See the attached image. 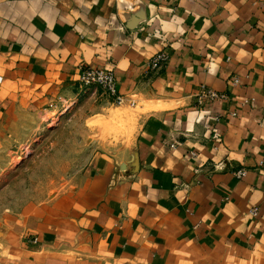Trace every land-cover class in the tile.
Returning a JSON list of instances; mask_svg holds the SVG:
<instances>
[{"label":"crops","instance_id":"obj_1","mask_svg":"<svg viewBox=\"0 0 264 264\" xmlns=\"http://www.w3.org/2000/svg\"><path fill=\"white\" fill-rule=\"evenodd\" d=\"M161 52L168 64L148 73ZM85 66L113 70L125 102L153 108L64 205L35 214L52 220L50 239L64 237L75 264H264V0H0L3 140H24L53 105L108 103L80 90ZM202 86L228 99L199 107Z\"/></svg>","mask_w":264,"mask_h":264},{"label":"rangeland","instance_id":"obj_2","mask_svg":"<svg viewBox=\"0 0 264 264\" xmlns=\"http://www.w3.org/2000/svg\"><path fill=\"white\" fill-rule=\"evenodd\" d=\"M63 104L48 107L41 126L30 118L24 140L5 142L0 127V264H75L64 237L50 239L52 220L34 216L56 200L64 205L93 157L130 145L138 119L153 108L145 101L117 105L83 97L61 113ZM34 237L37 244L26 243Z\"/></svg>","mask_w":264,"mask_h":264},{"label":"built area","instance_id":"obj_3","mask_svg":"<svg viewBox=\"0 0 264 264\" xmlns=\"http://www.w3.org/2000/svg\"><path fill=\"white\" fill-rule=\"evenodd\" d=\"M169 55L166 53H158L155 55L147 64V72L154 74L163 69L169 62ZM79 76L77 79L78 86L81 91H87L95 89L101 91L105 99L110 104H122L125 100L123 95L119 93L117 79L115 72L110 69L97 68V67H80ZM239 78H235L232 81V85H239ZM1 85V79H0ZM228 95L225 93H219L215 90L209 89L206 86H202L199 93L196 95V105L199 107L205 106L207 103H216L219 101H226ZM248 102H246L247 104ZM235 116V114H232ZM261 167L264 166L263 163L260 164ZM237 179H242L247 175L245 169H241L234 172ZM259 214L258 208H253L250 211V215L257 217ZM32 243L36 244L37 239H34Z\"/></svg>","mask_w":264,"mask_h":264}]
</instances>
